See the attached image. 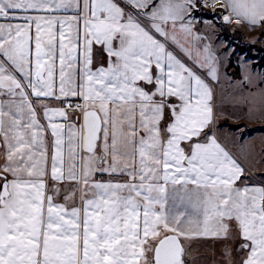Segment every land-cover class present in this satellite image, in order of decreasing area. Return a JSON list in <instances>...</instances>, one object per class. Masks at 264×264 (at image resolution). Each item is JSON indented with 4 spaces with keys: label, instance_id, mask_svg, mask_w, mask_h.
<instances>
[{
    "label": "snow or ice",
    "instance_id": "1",
    "mask_svg": "<svg viewBox=\"0 0 264 264\" xmlns=\"http://www.w3.org/2000/svg\"><path fill=\"white\" fill-rule=\"evenodd\" d=\"M221 23L264 34V0H0V264H264L197 27Z\"/></svg>",
    "mask_w": 264,
    "mask_h": 264
},
{
    "label": "crops",
    "instance_id": "2",
    "mask_svg": "<svg viewBox=\"0 0 264 264\" xmlns=\"http://www.w3.org/2000/svg\"><path fill=\"white\" fill-rule=\"evenodd\" d=\"M228 26L233 30H240L245 36H248L249 34L256 36L260 31L258 28L249 30L246 25L239 28H236L234 24ZM197 27L200 34L206 37V40L202 41V43H211L213 50L220 58L219 80L213 82L216 123L220 127L219 138L221 142L224 143L234 155H236V158L246 169V172L252 176V179L249 182L255 184L264 183V135L257 132L246 136L243 142L244 147L241 149L238 146V138L241 135L240 132L219 125L222 121H228L233 124L244 122L249 125L264 122V120H249L245 116L248 107H253L254 110H257V115L264 113V77L262 72L253 68L251 64V74H256L255 80L250 81V83L245 84L243 88H241L240 82L243 80L244 75L240 67V61H238V66L240 67V79H232L226 72L229 55L222 53L221 51L222 47L216 35L217 29L209 28L204 25H198ZM222 108L226 109L223 110ZM235 109L238 110V114H236ZM228 110L230 113H235L232 115V120H229L227 117L229 114ZM62 198L63 193L61 195V200ZM191 243L194 254L199 256L203 257L200 252L209 249V246L203 242ZM198 261L201 262L204 260H197V264H200Z\"/></svg>",
    "mask_w": 264,
    "mask_h": 264
},
{
    "label": "rangeland",
    "instance_id": "3",
    "mask_svg": "<svg viewBox=\"0 0 264 264\" xmlns=\"http://www.w3.org/2000/svg\"><path fill=\"white\" fill-rule=\"evenodd\" d=\"M226 26H227V28L229 29L230 32L235 31L232 28H230L227 24H226ZM216 29H217V34L216 35H217V39L219 40L220 45L222 47V49H221L222 53L228 54L229 58H230V56H233V61L237 65H238V61H240V67H241V69L243 71V75L244 76H248L250 81H254L256 74H251L252 72H251V68H250L251 64H252V60L250 58L244 57V55L239 54L237 51L234 52L233 44L231 43V41H226L223 37L220 36L219 27L216 28ZM260 32H261V30L259 31L258 35H256V36H252L250 34L248 36H245L244 33L242 32L244 41L250 43V41L253 39V37L259 36V40L256 43H254V44L251 43V44L252 45H256L258 47H263L264 40L260 37ZM254 52H256V51H254ZM228 61H229V59H228ZM240 67H239V69H240ZM222 109L225 110L226 108H222ZM228 112H229V110H228ZM235 112H236V114H238V110L237 109H235ZM234 114H235L234 112H231V113L229 112V114L227 116L228 119L232 120V117H233L232 115H234ZM227 124H233V123H230L228 121H222L221 123H219L220 126H226L227 128H229ZM234 125H240L239 128L242 127V128L247 129L249 131L250 128H259L261 126H264V122L263 123L253 124V125H249V124H246L244 122H241V123H234ZM230 130H233V129H230ZM233 131H236V130H233ZM255 133H257V132H255ZM263 178H264V176H263ZM192 242L193 243H195V242H197V243L198 242H203V243H205V244H207L209 246L208 250H204V251L200 252L203 255V257H205V259H203L204 261H201V262L198 261V263H200V264H212L213 256H212L211 248H213V246H215V248H217V250H218L219 249V243H214L211 240H194Z\"/></svg>",
    "mask_w": 264,
    "mask_h": 264
},
{
    "label": "trees",
    "instance_id": "4",
    "mask_svg": "<svg viewBox=\"0 0 264 264\" xmlns=\"http://www.w3.org/2000/svg\"><path fill=\"white\" fill-rule=\"evenodd\" d=\"M220 36L226 41H231L233 44L234 52L237 51L239 54L244 55L246 58L252 60V67L260 70L264 77V45L263 47H258L252 45L251 43L245 42L243 38V33L239 30L230 32L226 24L219 25ZM260 37L264 40V34L260 32ZM256 51V52H254ZM226 72L232 79H240V69L239 66L233 61V56H230L228 64L226 66ZM230 129L236 130L240 125L227 124ZM258 128H250L248 133L252 134L257 131Z\"/></svg>",
    "mask_w": 264,
    "mask_h": 264
}]
</instances>
